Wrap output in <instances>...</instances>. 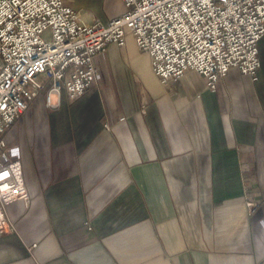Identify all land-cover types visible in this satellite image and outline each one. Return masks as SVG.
I'll return each mask as SVG.
<instances>
[{
	"label": "crops",
	"instance_id": "crops-1",
	"mask_svg": "<svg viewBox=\"0 0 264 264\" xmlns=\"http://www.w3.org/2000/svg\"><path fill=\"white\" fill-rule=\"evenodd\" d=\"M107 25L121 0H66ZM256 80L232 69L175 87L128 37L96 57L76 101L42 96L6 137L29 205L0 237V264H258L264 258V38ZM254 202V212L247 209Z\"/></svg>",
	"mask_w": 264,
	"mask_h": 264
},
{
	"label": "built area",
	"instance_id": "built-area-1",
	"mask_svg": "<svg viewBox=\"0 0 264 264\" xmlns=\"http://www.w3.org/2000/svg\"><path fill=\"white\" fill-rule=\"evenodd\" d=\"M121 1L123 15L104 25L84 23L66 0H0V237L16 231L7 208L30 203L20 149L7 135L38 98L53 107V96L76 101L94 88L96 57L111 43L124 48L133 37L166 87L189 71L211 92L232 69L256 80L264 0ZM256 208L247 202L248 211Z\"/></svg>",
	"mask_w": 264,
	"mask_h": 264
},
{
	"label": "rangeland",
	"instance_id": "rangeland-1",
	"mask_svg": "<svg viewBox=\"0 0 264 264\" xmlns=\"http://www.w3.org/2000/svg\"><path fill=\"white\" fill-rule=\"evenodd\" d=\"M18 124V123H17Z\"/></svg>",
	"mask_w": 264,
	"mask_h": 264
}]
</instances>
